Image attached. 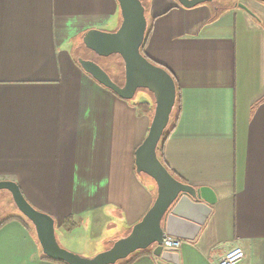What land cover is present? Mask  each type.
<instances>
[{"label":"crops","instance_id":"obj_1","mask_svg":"<svg viewBox=\"0 0 264 264\" xmlns=\"http://www.w3.org/2000/svg\"><path fill=\"white\" fill-rule=\"evenodd\" d=\"M147 14L146 54L181 91L164 162L209 206L196 236L181 238L179 264H218L234 246L245 250L237 264H264V1L216 10L150 0ZM120 22L118 0H0V179L16 181L85 256L127 235L157 195L135 164L153 116L139 103L154 100L121 98L78 63L85 32ZM8 193L22 220L0 226V264H65L45 257Z\"/></svg>","mask_w":264,"mask_h":264},{"label":"water","instance_id":"obj_2","mask_svg":"<svg viewBox=\"0 0 264 264\" xmlns=\"http://www.w3.org/2000/svg\"><path fill=\"white\" fill-rule=\"evenodd\" d=\"M207 1L178 0L184 7ZM118 3L119 27L113 31L89 29L83 35L82 43L99 56L119 54L124 61V80L121 83L114 80L93 59L78 57V62L121 98L133 99L139 88L153 94L155 105L149 130L135 152L137 172L146 173L156 181L157 195L153 204L127 235L93 256H83L59 243L55 218L34 206L16 181L0 179V190H8L20 212L34 224L43 252L51 259L68 264H116L138 250L152 249L158 264H179L178 248L164 247V235L193 239L208 216L209 206L201 200L200 190L176 177L158 155L159 142L170 123L177 99L176 81L167 68L141 52L148 27L143 0H118ZM238 6L248 9L242 2Z\"/></svg>","mask_w":264,"mask_h":264},{"label":"trees","instance_id":"obj_3","mask_svg":"<svg viewBox=\"0 0 264 264\" xmlns=\"http://www.w3.org/2000/svg\"><path fill=\"white\" fill-rule=\"evenodd\" d=\"M145 6H146V10L150 4V0H148V2L146 3L145 1H143ZM152 31V23L149 22L148 23V27H147V31H146V35H145V39H144V42L141 46V52L146 55L150 60H152L154 63L158 64V65H161V66H164L165 68H167L165 65L155 61L154 59L150 58L147 54H146V51H145V46L147 44V41H148V38L150 36V33ZM79 63V62H78ZM80 64V63H79ZM168 69V68H167ZM169 70V69H168ZM170 71V70H169ZM171 72V71H170ZM172 73V72H171ZM173 74V73H172ZM174 76V74H173ZM175 78V76H174ZM175 81H176V87H177V99H176V103H175V106H174V109H173V112H172V116H171V120H170V123L168 125V127L165 129L164 131V134L161 138V141L159 142V145H158V155L160 157V159L164 162L165 160V143L171 133V131L173 130V127L175 126L176 122L178 121L179 119V116H180V111H181V91H180V87L177 83V80L175 78ZM141 107H143L144 109H153V112H154V105H155V102L153 105L150 106V104L147 102V101H143V102H140L139 103ZM165 163V162H164ZM167 166V165H166ZM168 167V166H167ZM170 170V169H169ZM171 171V170H170ZM172 172V171H171ZM173 173V172H172ZM174 174V173H173ZM175 175V174H174ZM176 176V175H175ZM13 219H21L22 220V217L19 216V215H9L5 218H3L1 221H0V226H2L4 223L10 221V220H13ZM76 225V222L74 221L73 219V216H67L63 223H62V226L68 230H70L73 226ZM145 253H153L152 252V249H145V250H138L134 253H132L129 257H127L126 259H123V260H120L118 261L116 264H130L131 262H133L136 258H138L140 255L142 254H145ZM45 257L47 258H50L48 257L47 255H45ZM51 259V258H50ZM54 260V259H53ZM65 264H68L67 262L65 261H61Z\"/></svg>","mask_w":264,"mask_h":264},{"label":"rangeland","instance_id":"obj_4","mask_svg":"<svg viewBox=\"0 0 264 264\" xmlns=\"http://www.w3.org/2000/svg\"><path fill=\"white\" fill-rule=\"evenodd\" d=\"M143 1H145L146 3L148 2V0H143ZM236 1H238V0H213L215 5L218 7H228L231 5H235ZM146 15L148 18L147 10H146ZM149 22L150 21L148 19V23ZM91 58L93 60H95L96 62H98L104 69H106V71L109 72L110 75H114L117 78H121L122 81L124 80V71H125L124 61H123V58L119 54H111V55L106 56V57L97 55V56H93ZM133 99L134 100H142V99L154 100V96L149 90L144 89V88H139ZM154 182L156 183L155 180H154ZM156 186H157V184H156ZM8 194L9 193L6 189L0 190V221L3 219V217L8 216L12 213L18 212V210L15 209L14 205H12L10 202L7 203L5 198H3V197H5V195H8ZM95 237L96 236H94L93 238H95ZM68 240L70 241V239H68ZM58 241L63 247L73 251V248L72 249L69 248V247H73L70 242H67V241H64L61 239ZM73 252H76V251H73ZM76 253H78V252H76ZM78 254H81V252ZM83 256H85V255H83Z\"/></svg>","mask_w":264,"mask_h":264},{"label":"built area","instance_id":"obj_5","mask_svg":"<svg viewBox=\"0 0 264 264\" xmlns=\"http://www.w3.org/2000/svg\"><path fill=\"white\" fill-rule=\"evenodd\" d=\"M183 239L168 234L164 235L163 246L170 248H179ZM245 250L240 246L230 248L219 260L218 264H237L239 260L244 258Z\"/></svg>","mask_w":264,"mask_h":264},{"label":"flooded vegetation","instance_id":"obj_6","mask_svg":"<svg viewBox=\"0 0 264 264\" xmlns=\"http://www.w3.org/2000/svg\"><path fill=\"white\" fill-rule=\"evenodd\" d=\"M206 3H208L209 5H211L212 8L213 9H216V10H219L220 8H224V7H218V6H216L215 3L213 2V0H209ZM93 56H97V54L95 52H93L92 50L88 49L85 46H80L78 57H84V58H90V59H92L91 57H93ZM111 76L117 82H119V83L122 82V79L121 78H117L114 75H111Z\"/></svg>","mask_w":264,"mask_h":264}]
</instances>
